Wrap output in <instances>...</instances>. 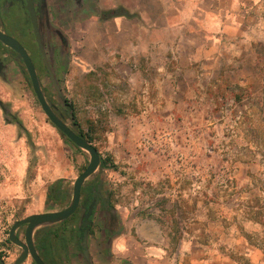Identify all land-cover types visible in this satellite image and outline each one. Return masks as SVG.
I'll use <instances>...</instances> for the list:
<instances>
[{"label": "rangeland", "instance_id": "374dc122", "mask_svg": "<svg viewBox=\"0 0 264 264\" xmlns=\"http://www.w3.org/2000/svg\"><path fill=\"white\" fill-rule=\"evenodd\" d=\"M100 9L94 17L108 18ZM54 21L68 39V45L58 41L46 48L62 95L41 63L43 91L68 126L89 134L90 143L109 161L85 185L101 178L118 228L107 235L95 225L85 247L89 259L74 237L76 221L39 229L37 237L49 234L51 239L50 264H95L91 252L98 251L107 260L117 238L126 233L136 237L142 224L152 229L146 218L162 224L174 218L181 224L205 215L209 207L204 203L236 202L243 193L250 200L244 212L261 225L251 239L264 249V90L244 88L222 70L210 72L208 59L193 63L191 72H180L177 66L185 63L173 58L172 73L159 80L154 64L138 72L119 66L112 41L96 38L89 46L76 26L72 32L71 25ZM261 65L259 57L258 70ZM20 69L10 61L0 79V255L7 264L22 253L9 240L14 224L67 208L74 182L90 162V155L52 124ZM58 181L67 197L48 205L50 186ZM235 209L243 215L240 206ZM17 235L24 241L25 227ZM23 264L34 261L29 257Z\"/></svg>", "mask_w": 264, "mask_h": 264}, {"label": "crops", "instance_id": "0c3cea01", "mask_svg": "<svg viewBox=\"0 0 264 264\" xmlns=\"http://www.w3.org/2000/svg\"><path fill=\"white\" fill-rule=\"evenodd\" d=\"M97 6L108 18H95V9H91L85 15L90 17L72 18L71 31L74 26L81 30L89 46L96 38L112 41L118 56L115 64L134 71L135 67L136 71L152 70L149 66L154 64L160 80L172 73L173 58L185 63L183 68L177 66L180 72H191L195 68L188 67L193 63L208 59L210 72L222 70L244 88L264 90V0H98ZM259 57L262 70L256 67ZM235 201L204 203L209 207L205 215L188 218L189 224L174 218L164 224L153 216L151 221L146 218L151 230L142 224L136 237L126 233L117 238L107 260L99 251L91 252L94 262L264 264V249L251 239L260 222L244 212L249 197L243 193ZM238 206L243 215L236 212Z\"/></svg>", "mask_w": 264, "mask_h": 264}, {"label": "flooded vegetation", "instance_id": "af4514ba", "mask_svg": "<svg viewBox=\"0 0 264 264\" xmlns=\"http://www.w3.org/2000/svg\"><path fill=\"white\" fill-rule=\"evenodd\" d=\"M97 3L98 0H0V33L17 40L27 50L39 75L43 57L35 32L37 31L47 55L46 48L55 46L59 42L68 45V39L58 29L54 19H60L61 24L70 25L72 18L81 19L89 10L96 9ZM10 61L28 74L18 54L0 40V79L7 73ZM56 114L62 118L57 111ZM91 207H93L92 213L87 218ZM69 221L77 222L74 237L78 240L83 255L86 251L84 247L86 236L87 244L96 224L107 235L113 234L118 228L110 194L105 193L101 178L82 187L79 208L67 220V222ZM36 235L37 233L34 236V241L39 255L44 262L54 263V259L51 257L53 248L49 234L40 237ZM45 248L50 252L49 258L45 257Z\"/></svg>", "mask_w": 264, "mask_h": 264}, {"label": "water", "instance_id": "95a60500", "mask_svg": "<svg viewBox=\"0 0 264 264\" xmlns=\"http://www.w3.org/2000/svg\"><path fill=\"white\" fill-rule=\"evenodd\" d=\"M35 34L37 36L39 50L43 57V63L49 73V78L51 80L52 86L61 96L62 91L57 83L54 73L52 72L49 66L45 48L41 44L40 38L37 35V31L35 32ZM0 40L13 51H15L20 57V59L23 61L29 74L34 93L42 107V110L52 122V124L77 148L81 149L84 152H87L90 155V162L87 168L82 174H80V176L74 182L72 201L67 208L60 212H52L30 216L14 224V226L10 230V242L22 249L21 255L15 261L14 264H23L29 257L33 259L35 264H46L39 255L35 245L34 236L36 232L43 227L62 224L76 213L80 205L82 187L85 185L87 180L97 175V172L101 167L102 156L93 144H91L87 139L83 138L77 132H75L61 117L56 114L55 108L49 104L45 96L39 75L27 50L17 40L5 36L1 33ZM92 209L93 207H91L87 218L90 217ZM22 227H25L24 241L21 240L17 235V231ZM86 241L87 236L84 243V247L87 246ZM85 257L89 259L88 251H85ZM0 264L7 263L0 257Z\"/></svg>", "mask_w": 264, "mask_h": 264}, {"label": "trees", "instance_id": "16d2710c", "mask_svg": "<svg viewBox=\"0 0 264 264\" xmlns=\"http://www.w3.org/2000/svg\"><path fill=\"white\" fill-rule=\"evenodd\" d=\"M77 132L80 136H82L83 138L87 139L89 142L92 143V138L90 137L89 134H84L82 131H77ZM101 159H102L101 167L102 168L108 167L109 161L104 160L103 158ZM110 167L113 169H116V166H114L113 164ZM66 197H67V192L63 189L61 185V181H58L50 186V189L47 195L48 205L55 206L57 204H60L64 201ZM45 254H46L45 257L49 258L50 252L47 248H45ZM0 257L2 256L0 255ZM45 263L49 264L47 263V261H45Z\"/></svg>", "mask_w": 264, "mask_h": 264}]
</instances>
